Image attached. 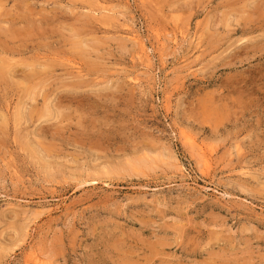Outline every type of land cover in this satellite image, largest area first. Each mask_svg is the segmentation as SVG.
<instances>
[{"label": "rangeland", "instance_id": "obj_1", "mask_svg": "<svg viewBox=\"0 0 264 264\" xmlns=\"http://www.w3.org/2000/svg\"><path fill=\"white\" fill-rule=\"evenodd\" d=\"M39 261L264 264V0H0V264Z\"/></svg>", "mask_w": 264, "mask_h": 264}, {"label": "bare ground", "instance_id": "obj_2", "mask_svg": "<svg viewBox=\"0 0 264 264\" xmlns=\"http://www.w3.org/2000/svg\"><path fill=\"white\" fill-rule=\"evenodd\" d=\"M103 11V10H102ZM133 35V34H132ZM134 37V36H133ZM134 40H135V38H134ZM79 72V71H78ZM82 74V73H81ZM61 116V115H60ZM190 140V139H189ZM190 143H193V142H191V140H190ZM237 150V149H236ZM174 156V155H173ZM40 262V261H39ZM37 263V262H36ZM41 263V262H40ZM42 264V263H41Z\"/></svg>", "mask_w": 264, "mask_h": 264}]
</instances>
